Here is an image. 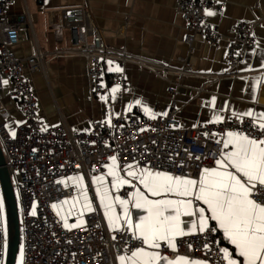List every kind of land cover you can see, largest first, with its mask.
<instances>
[{"label":"built area","instance_id":"2783aa9c","mask_svg":"<svg viewBox=\"0 0 264 264\" xmlns=\"http://www.w3.org/2000/svg\"><path fill=\"white\" fill-rule=\"evenodd\" d=\"M43 1L38 0V3ZM11 3L12 0H0V113L3 109L1 97L6 92L18 103L23 122L14 132L0 122V146L18 191L17 205L24 240L21 264H116L119 256L130 254L134 246H140V241L133 239L132 230L126 227L109 230L98 206L86 215L85 226L66 227L56 208L75 194L68 179L79 173L101 175L112 157H116L120 168L132 164L138 168L197 178L204 166L212 165L220 158L221 138L228 131L258 136V130L253 126V118L242 117L227 118L196 129L183 128L177 118L175 101L164 115L149 116L138 107L118 115L110 125L103 121L93 122L85 132L74 131L64 124L43 126L37 94L25 71L41 70L49 60L35 41L31 43L32 53L28 58L15 56L12 48L19 43L22 31L32 24L33 18L24 11L11 21L7 15ZM225 6L224 0H178L176 10L192 31L202 34L214 45L220 34L209 23L206 13L208 10L221 12ZM59 15V26L70 32L73 47L57 50L51 59H83L95 97L106 95L110 86L121 89L127 86L123 72L114 71L108 77L104 74L106 62L135 65L160 77L169 83L168 92L173 96L181 79L193 74L188 60H182L181 68H176L164 61L133 54L126 48L109 47L84 6L62 8ZM185 41L192 47L194 37L189 35ZM256 48L254 25L238 22L232 29L226 55V62L234 72L213 79L237 77L235 71L244 54ZM5 80L11 86L8 91ZM6 228L0 210V264L6 263ZM176 243L177 252L164 245L160 251L173 259L176 255H186L209 264H225L218 249L227 245L218 231L186 235ZM205 244L210 250L204 248Z\"/></svg>","mask_w":264,"mask_h":264},{"label":"crops","instance_id":"0c3cea01","mask_svg":"<svg viewBox=\"0 0 264 264\" xmlns=\"http://www.w3.org/2000/svg\"><path fill=\"white\" fill-rule=\"evenodd\" d=\"M224 1L226 6L223 11H207L214 13L207 15L208 21L220 34L219 40L213 45L202 34L192 31L187 21L177 13L178 0H44L42 4L38 0H12L7 12L11 21L16 20L24 11L33 18L32 24L26 25L22 31L19 43L12 48L13 53L18 59L28 58L32 53L31 43L35 41L49 60L41 70L25 71L26 78L37 94L39 117L43 126L64 124L74 131L85 132L93 122L103 121L110 125L118 115L138 107L149 116L164 115L173 101L178 107L177 118L186 129L200 128L231 117L254 118L256 114L264 112V0ZM79 6L86 8L93 25L109 47L126 48L133 54L164 61L176 68H181L182 60H188L192 64L193 74L181 79L180 87L173 96L168 92L169 83L160 77L135 65L106 62L103 65L104 74L108 77L114 71L123 72L127 86L124 89L110 86L106 95L95 97L83 59H51L57 50L73 47L70 32L59 26V10ZM241 21L254 25L257 48L244 54L242 63L235 71L237 77L213 79L234 72L226 62V55L232 29ZM189 35L194 37L192 47L185 41ZM5 81V90L8 91L11 86ZM1 101L3 109L0 122L14 132L23 122L18 103L10 99L6 92ZM246 112H252L253 117L246 116ZM112 164L111 159L108 166ZM108 166L101 175L79 173L68 179L75 194L56 208L57 214L67 226H85L86 215L98 206L109 230L117 231V228L123 227V213L119 204L116 203L109 214L105 215L97 187L107 188L113 197L118 195L123 199L127 196L129 201L130 194L136 188L141 191L144 189L126 175L127 167L120 168L117 159L118 175L132 183L112 189V177L107 175ZM215 166L214 163L203 169ZM139 169L134 167L132 170ZM98 176H104L103 184L93 183V178ZM86 204H90L91 210L85 207ZM194 206L203 205L194 202ZM129 214L133 223L140 216L146 215L142 210L134 208L131 202ZM116 215L121 217L119 223L110 226V218L114 219ZM181 220L184 222L183 227L190 228L188 222L196 220V217L182 216ZM209 224L216 226L214 221H209ZM218 233L235 255L234 247L224 239L223 232ZM116 264H120L119 259Z\"/></svg>","mask_w":264,"mask_h":264},{"label":"snow or ice","instance_id":"6c2138e0","mask_svg":"<svg viewBox=\"0 0 264 264\" xmlns=\"http://www.w3.org/2000/svg\"><path fill=\"white\" fill-rule=\"evenodd\" d=\"M206 14L214 15L210 11ZM245 115L253 117L252 112ZM252 123L258 130V136L228 131L222 141L224 150L215 161L216 166L204 168L195 179L154 172L148 168L136 171L132 170L134 165L129 164L126 175L144 189L136 188L130 194L131 201L118 195L113 197L107 188L97 187L105 215L118 203L123 213L122 226L132 230L133 239L140 241V246H134L130 255L119 256L120 264H208L206 260L186 255L169 258L160 249L164 245L177 252V239L197 232L214 231H222L224 239L234 247L235 255L227 247L218 249L225 264H264V112L256 114ZM111 159L113 164L108 166L107 173L112 177L111 188L131 184V180L118 175L116 157ZM104 179V176L94 177L93 183L103 184ZM149 196L178 198L150 199ZM130 202L134 208L146 213L135 223L129 214ZM194 202L203 206H194ZM2 207L0 203V210ZM85 207L91 210L90 204ZM32 214L35 215V211ZM182 216L196 217V220L189 221L191 227L186 228L182 226ZM120 219L119 215L110 218V226L119 223ZM209 221H214L216 226H211ZM191 247L189 244L190 250ZM204 248L210 250L207 244Z\"/></svg>","mask_w":264,"mask_h":264},{"label":"water","instance_id":"95a60500","mask_svg":"<svg viewBox=\"0 0 264 264\" xmlns=\"http://www.w3.org/2000/svg\"><path fill=\"white\" fill-rule=\"evenodd\" d=\"M0 186L2 201L6 213V226L8 233V244L5 264H16L17 254L20 245V219L12 177L6 166L3 150L0 146Z\"/></svg>","mask_w":264,"mask_h":264},{"label":"rangeland","instance_id":"374dc122","mask_svg":"<svg viewBox=\"0 0 264 264\" xmlns=\"http://www.w3.org/2000/svg\"><path fill=\"white\" fill-rule=\"evenodd\" d=\"M12 183H13L16 198L18 199V191H17V188L15 186L14 176L12 177ZM1 203L3 205L2 210H1V215H2L3 220L6 223V213H5L4 202L2 201ZM19 219H20V225H21V235H20V245H19V251L17 254L16 264H21L23 257H24V240H23V229H22V217L20 215V212H19Z\"/></svg>","mask_w":264,"mask_h":264}]
</instances>
